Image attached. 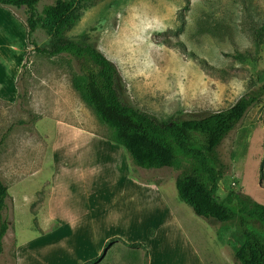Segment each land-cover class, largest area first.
Listing matches in <instances>:
<instances>
[{
	"label": "rangeland",
	"instance_id": "374dc122",
	"mask_svg": "<svg viewBox=\"0 0 264 264\" xmlns=\"http://www.w3.org/2000/svg\"><path fill=\"white\" fill-rule=\"evenodd\" d=\"M53 1L39 0L37 13L42 16ZM8 9L10 32L0 43V179L11 199L3 210L9 227L2 238L0 264H16L21 247L37 252V243L45 240L38 236V217L53 177L61 211L71 209L85 216L92 227L115 229L113 219L122 203V195L115 191L121 185L120 173L163 185L168 194L172 191L170 209L206 264H237L232 245L241 239L240 232L230 227L223 233L222 223L195 215L177 197L174 181L187 163L151 169L135 165L113 128L82 98L75 59L64 53L35 52L25 42V31L11 22L15 16L25 26L26 8ZM263 17L264 0H99L67 34L79 40L87 32L115 63L125 83L126 101L168 120L227 108L264 81V43L253 47V33ZM49 37L42 25L31 35L39 45ZM236 53L243 56L234 57ZM25 54V68L13 76L9 68L19 59L23 63ZM217 152L230 168L219 181L218 197L233 189L264 204V95ZM116 160L119 166L114 168ZM153 213V220L168 214L161 207ZM159 225L154 221L133 229L129 242L111 239L98 258L84 264H147V246L156 264H168L159 258L161 253L189 250L183 241L175 245L160 238L149 241L148 228ZM83 245L85 254L91 255L96 240ZM77 257L64 254L60 261L57 256L56 264H77Z\"/></svg>",
	"mask_w": 264,
	"mask_h": 264
},
{
	"label": "trees",
	"instance_id": "16d2710c",
	"mask_svg": "<svg viewBox=\"0 0 264 264\" xmlns=\"http://www.w3.org/2000/svg\"><path fill=\"white\" fill-rule=\"evenodd\" d=\"M38 1L0 0V6L26 8L24 39L35 52L48 56L64 53L75 59L81 70L78 80L82 98L113 128L118 143L135 165L144 169L174 168L185 161L187 166L174 181L178 199L189 205L195 215L222 223L223 233L230 227L240 232L241 239L232 245L237 264H264V204L250 194L233 189L222 198L217 195L219 181L230 169L219 157L217 148L264 95V81L244 92L227 108L159 120L126 101L125 83L115 63L89 39L87 32L79 40L67 34L84 11L99 0H76L75 3L54 0L44 7L42 16L36 11ZM40 25L50 37L47 43L39 45L31 35ZM263 43L264 17L254 30L253 47L258 49ZM241 56V53L234 54V57ZM24 57L21 71L27 54ZM9 198L7 186L0 179V254L2 238L9 227L3 217Z\"/></svg>",
	"mask_w": 264,
	"mask_h": 264
},
{
	"label": "crops",
	"instance_id": "0c3cea01",
	"mask_svg": "<svg viewBox=\"0 0 264 264\" xmlns=\"http://www.w3.org/2000/svg\"><path fill=\"white\" fill-rule=\"evenodd\" d=\"M75 3L76 0H68ZM12 17V24L24 33L25 26L23 22L15 16ZM5 32H10V12L8 8L0 6V43L1 36ZM2 44V43H1ZM0 48H2L0 46ZM21 59L10 67V73L16 76L20 67ZM119 166L116 160L114 168ZM120 181L118 191L122 197L119 213L115 215L113 224L115 229L105 231V227H99L97 224L90 226V222L85 216L71 212L70 210L61 211L57 202V182L53 177L45 209L40 212L38 217V225L41 229L38 236L44 238L37 243L38 250L31 251L21 247L18 251V258L16 264H36L35 254H38L39 260L37 264H52L53 257L55 264L58 258L62 259L64 254L73 253L77 257V264H84L101 255L105 243L113 238H118L124 242L128 241V236L137 227L146 228L151 222H159L160 225L155 229L148 228V240L157 238L164 239L166 243L175 245V242L183 241L188 246L189 250L186 252L169 250L161 253L159 258L168 260V264H206L200 251L195 244L191 242L190 234L185 229L184 224L179 217L172 210L170 205V197L173 198L172 191L168 194L163 185L159 186L155 183H146L141 181L134 174L120 173L118 175ZM138 196V198H137ZM145 197V199H144ZM15 201L16 198H14ZM170 200V201H169ZM173 201V199H172ZM145 205V206H144ZM161 207L168 214L160 220H153V210L156 212ZM110 223V222H109ZM60 225V226H59ZM52 226H54L52 228ZM110 225H107L108 227ZM90 228L91 231L87 230ZM88 240H96V247L91 255H86V247L83 245ZM147 245V244H146ZM147 264H156L155 257L152 252L148 250L147 246Z\"/></svg>",
	"mask_w": 264,
	"mask_h": 264
}]
</instances>
